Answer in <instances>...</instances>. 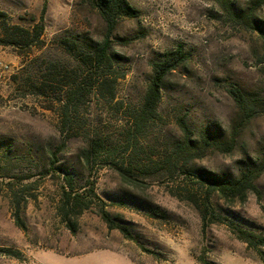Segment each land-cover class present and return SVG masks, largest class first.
Returning a JSON list of instances; mask_svg holds the SVG:
<instances>
[{"label": "rangeland", "instance_id": "rangeland-1", "mask_svg": "<svg viewBox=\"0 0 264 264\" xmlns=\"http://www.w3.org/2000/svg\"><path fill=\"white\" fill-rule=\"evenodd\" d=\"M128 2L137 16L121 17L109 32L90 0H0L13 26H44L40 45L29 51L4 45L0 32V264H127L123 256L136 264H264V247L256 243L264 236V173L244 202L213 194L222 222L203 233L200 212L182 197L191 193L203 203L206 182L167 163L183 139L179 118L199 142L209 127L230 139L240 118L230 90L238 87L257 114L231 153L208 149L188 167L236 180L264 164L263 35L233 21L214 0ZM253 2L232 0L238 9ZM258 17L264 23V6ZM107 38L115 96L89 93L67 122L69 85L87 70L62 41L89 52ZM178 49L188 60L166 79L160 118L136 133L133 115L153 63ZM45 75L54 76L53 90L34 94L29 83L40 85ZM95 144L87 163L82 151ZM67 178L79 193L94 189L100 199L88 198L91 208L76 232L59 214ZM102 207L133 239L109 228ZM239 231L252 233L254 243L242 241Z\"/></svg>", "mask_w": 264, "mask_h": 264}, {"label": "trees", "instance_id": "trees-1", "mask_svg": "<svg viewBox=\"0 0 264 264\" xmlns=\"http://www.w3.org/2000/svg\"><path fill=\"white\" fill-rule=\"evenodd\" d=\"M214 1L219 4L221 9L228 17H231L233 21L254 31H259L264 37V23L258 17V10L264 6V0H254L251 7L247 9L236 8L232 0ZM90 2L106 21L109 32L115 30L118 25V20L121 17L137 16V11L130 6L128 0H90ZM0 32L3 36L4 45L20 48L23 51H29L40 45L44 26L43 24L37 25L33 30L25 29L20 26H13L10 23L8 14L0 11ZM62 42L64 48L79 63V67L87 70V76L84 80L81 79V81H79V78H75L69 85L66 95L67 98L62 105L63 116L68 122L70 121V113L73 114V112H75L74 114H77L80 104L84 103L89 93L96 91L105 98H107V96L114 98L115 80L111 79L113 75V56L111 53L110 40L108 38L103 42L91 45L89 52L82 51L78 43H72L70 41ZM187 60L188 55L181 49H178L164 53L153 63V76L144 96L143 103L140 109L133 115V126L136 129V133L144 132L151 124L156 123L160 118L159 107L163 99V89L166 79L180 66L185 64ZM62 75V72L59 71L56 74V76ZM53 77L45 75L42 79H37L40 85L29 83L34 90V94L46 96L50 90H53L51 84L56 82ZM230 94L240 111L239 122L235 125L230 139L224 140L218 131H215L213 135V131L211 127H209L203 134L202 141L199 142L194 138V132L188 125L186 118H179L178 124L182 130L183 139L174 144L167 161L171 168L174 167L176 169L178 166H182L187 172L186 174L192 173L206 182L208 192L204 197L203 203H200L191 193L182 197V200L185 199L191 202L200 212L203 221V233H205L209 224L222 222L221 215L217 213L211 203L213 194H218L222 200L228 203H234L237 200L244 202L247 199L248 193L256 190L255 182L264 173L263 164L242 173L236 180H231L217 174L209 173L205 170H193L188 167L191 160L198 158L200 152L208 149H213L223 154L231 153L237 145V139L241 131H243L257 114L251 101L238 87H233L230 90ZM70 106L74 108L72 112H70ZM97 148L98 144H95L94 146L92 145L90 149H84L82 151V156L87 163H90L93 157L92 154L98 151ZM119 171L123 172L122 169H119ZM91 197L100 200L94 192V189L88 191L86 194L79 193L74 188L73 180L67 178V187H64L61 194L62 204L59 206V214L73 232L77 230L78 218L86 210L91 208V204L87 201L88 198ZM100 213L110 229H119L127 238L133 239L129 233V229L115 223L105 208L102 207ZM239 232L241 234L239 238L242 241L249 244L254 243V236L252 233H246L244 231ZM256 243L257 247H264V236L258 237ZM144 250L147 251L146 249ZM197 261L200 264H212L207 261V259H197Z\"/></svg>", "mask_w": 264, "mask_h": 264}, {"label": "crops", "instance_id": "crops-1", "mask_svg": "<svg viewBox=\"0 0 264 264\" xmlns=\"http://www.w3.org/2000/svg\"><path fill=\"white\" fill-rule=\"evenodd\" d=\"M121 256H123V255H121ZM123 257H125L124 259H125V261H126L127 264H136L135 262H133L132 259H130V258L126 257V256H123Z\"/></svg>", "mask_w": 264, "mask_h": 264}]
</instances>
